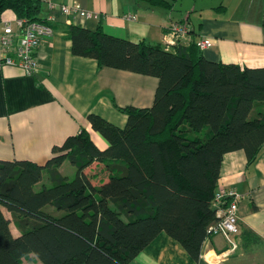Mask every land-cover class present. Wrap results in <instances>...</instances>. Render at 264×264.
<instances>
[{
	"label": "trees",
	"instance_id": "trees-1",
	"mask_svg": "<svg viewBox=\"0 0 264 264\" xmlns=\"http://www.w3.org/2000/svg\"><path fill=\"white\" fill-rule=\"evenodd\" d=\"M178 1L137 0L167 12ZM6 10L50 25L41 0H0ZM68 36L72 53L100 68L158 78L154 102L117 107L124 128L88 115L106 149L83 127L43 165L0 160V264H129L162 232L200 261L224 156L243 151L252 166L264 148V68L208 61L195 39L137 44L75 25Z\"/></svg>",
	"mask_w": 264,
	"mask_h": 264
},
{
	"label": "crops",
	"instance_id": "crops-1",
	"mask_svg": "<svg viewBox=\"0 0 264 264\" xmlns=\"http://www.w3.org/2000/svg\"><path fill=\"white\" fill-rule=\"evenodd\" d=\"M49 1L57 5L76 1L100 18L84 20L53 13V34L44 38L38 51L41 67L36 75L0 62V160L43 165L52 157L54 147L62 146L83 127L90 130L100 149H106L108 143L90 128L88 115H99L124 128L127 116L117 107L153 105L158 78L100 68L94 59L75 56L68 36L70 25L91 31L101 26L105 33L133 43L164 45L171 23L187 21L192 39L213 40V46L202 51L208 61L264 68V0H179L170 12L147 9L137 0ZM42 5L43 17L47 18L50 11L45 2ZM16 19L12 10L4 11L0 29L4 21L14 25ZM72 168L66 161L60 172L70 177ZM219 186L234 188L242 195L241 234L238 251L215 264H264V148L252 166H248L243 151L226 154ZM227 248L226 239L215 236L204 251L210 258L213 253L222 255ZM129 264L214 263L203 256L195 261L179 242L162 232Z\"/></svg>",
	"mask_w": 264,
	"mask_h": 264
},
{
	"label": "built area",
	"instance_id": "built-area-1",
	"mask_svg": "<svg viewBox=\"0 0 264 264\" xmlns=\"http://www.w3.org/2000/svg\"><path fill=\"white\" fill-rule=\"evenodd\" d=\"M45 2L50 11L47 21L50 25L39 22L29 23L26 20L16 19L14 25L11 21H4L0 29V62L6 65L18 66L27 75H36L40 71L38 51L44 38L53 34V23L56 17L53 13H61L65 17H79L84 20H99L100 15L84 10L76 1L71 4L57 5L49 0ZM191 27L187 21L172 22L164 36V46L188 45L192 41ZM213 40L201 38L197 45L201 51L213 46ZM242 195L234 188L219 186L214 196L212 207L217 220L211 224L207 231L208 237L204 244L202 254L204 259L218 263L222 259L236 253L239 249L238 236L241 234L239 218V202ZM215 236L226 239L228 248L222 255H213L208 258L205 253L206 244Z\"/></svg>",
	"mask_w": 264,
	"mask_h": 264
},
{
	"label": "rangeland",
	"instance_id": "rangeland-1",
	"mask_svg": "<svg viewBox=\"0 0 264 264\" xmlns=\"http://www.w3.org/2000/svg\"><path fill=\"white\" fill-rule=\"evenodd\" d=\"M178 6L180 7L181 4H179ZM70 169H71V168H70ZM72 170H73L72 175H69V172H68V171H65V173H66L67 175L70 176V177H69V180L73 179L74 176H75L76 168L73 167ZM13 222H14V221H13ZM12 230H13L14 233H17V231H18V230H17V227H16V225H15L14 223H12ZM213 263L215 264L216 261H214ZM23 264H39V262H37L33 257H30V258H25V259H23Z\"/></svg>",
	"mask_w": 264,
	"mask_h": 264
}]
</instances>
